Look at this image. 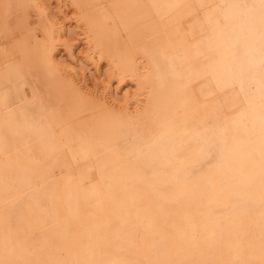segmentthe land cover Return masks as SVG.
<instances>
[{
	"label": "bare ground",
	"instance_id": "1",
	"mask_svg": "<svg viewBox=\"0 0 264 264\" xmlns=\"http://www.w3.org/2000/svg\"><path fill=\"white\" fill-rule=\"evenodd\" d=\"M258 4L0 0V262L260 264Z\"/></svg>",
	"mask_w": 264,
	"mask_h": 264
},
{
	"label": "snow or ice",
	"instance_id": "2",
	"mask_svg": "<svg viewBox=\"0 0 264 264\" xmlns=\"http://www.w3.org/2000/svg\"><path fill=\"white\" fill-rule=\"evenodd\" d=\"M33 7H35V5H33ZM245 7H249L248 5H245ZM251 7L253 8H258L259 9V13L261 15L262 18H264V0H259V4L258 5H252ZM43 13L41 14V18L43 17ZM32 37V32L31 29H29L28 32V38L31 39ZM39 44V41L37 42ZM63 47H67V45H64ZM44 52V56H45V63L41 69V71H43L49 78H51L52 80H57L58 77L56 76V74L52 71L51 68V64H50V60H51V49L48 47H45L43 49ZM124 58H127V55L125 54ZM13 78H19V74H9L8 79L12 80ZM262 103H264V101H262ZM34 114V111H33ZM262 120V136H264V115H262L261 117ZM116 147H120V144H116ZM208 156H212V158L214 159V155L211 153V151H209V153L207 154ZM261 187L262 189H264V152L261 153ZM0 264H3V262H0ZM8 264H51V262H40V261H32V262H20V261H15V260H9ZM74 264H98V262L96 261H84V262H74ZM99 264H129V262L126 261H122L119 258L113 259L111 262L105 261V262H99ZM157 264H196V262H187V261H168V260H164V261H158ZM200 264H215V262L213 261H202L200 262ZM226 264H232V262H226ZM236 264H250L249 261H245V260H239L238 262H236ZM260 264H264V252H262L261 254V259H260Z\"/></svg>",
	"mask_w": 264,
	"mask_h": 264
}]
</instances>
